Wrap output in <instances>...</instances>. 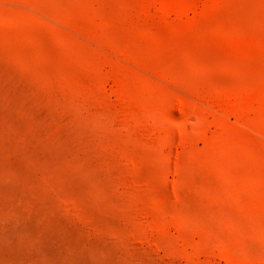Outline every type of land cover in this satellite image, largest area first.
<instances>
[{"label":"rangeland","instance_id":"obj_1","mask_svg":"<svg viewBox=\"0 0 264 264\" xmlns=\"http://www.w3.org/2000/svg\"><path fill=\"white\" fill-rule=\"evenodd\" d=\"M0 86L11 157H48L17 220L51 206L123 264H264V0H0Z\"/></svg>","mask_w":264,"mask_h":264},{"label":"bare ground","instance_id":"obj_2","mask_svg":"<svg viewBox=\"0 0 264 264\" xmlns=\"http://www.w3.org/2000/svg\"><path fill=\"white\" fill-rule=\"evenodd\" d=\"M3 90L2 86H0V96L4 94H1ZM10 102L9 104L13 105V102ZM3 112L4 110L1 113ZM6 117L8 118V113ZM12 117L13 113L10 118ZM6 123L8 124V122ZM14 124L12 126L16 125ZM9 131L11 132V130ZM4 134L5 132L0 125V221L3 224V227L0 226V264H117V262L123 264L122 259L118 258L119 261L116 259L117 256L121 255L116 253L118 250L121 253V248L118 249L117 244L111 247L93 244L91 252L96 253V255H87L81 246H70L67 243L66 235L61 233V231L67 230V227L63 224L59 225L57 219L53 218L54 211L51 206H44L45 209L43 206L40 209H37V205L35 206L36 210L44 209L42 213H45V220L36 221V218H41L44 213L42 214L41 211H39L40 213L33 212V210L32 217L29 219L17 220V215L14 213L17 212V202L25 194V186L29 183L31 175L46 168L48 157L43 151L38 149L23 152L21 154L22 158L32 172L29 174L27 170L17 165V156L11 157L13 141L5 137ZM32 184L34 191L39 190L40 186L38 184ZM8 210L14 214H7ZM107 248H111V251ZM122 253L126 255V252ZM129 253L127 252V255L131 257L132 253ZM134 257L138 258L136 254ZM126 258L128 259V257ZM127 261L130 260L128 259ZM134 262L131 259L130 264ZM143 264L146 263L144 262Z\"/></svg>","mask_w":264,"mask_h":264}]
</instances>
